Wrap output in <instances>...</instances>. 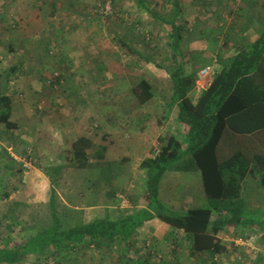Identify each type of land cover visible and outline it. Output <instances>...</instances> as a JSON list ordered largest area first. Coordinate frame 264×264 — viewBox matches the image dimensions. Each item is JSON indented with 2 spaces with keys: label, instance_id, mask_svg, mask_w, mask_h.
Instances as JSON below:
<instances>
[{
  "label": "crops",
  "instance_id": "obj_1",
  "mask_svg": "<svg viewBox=\"0 0 264 264\" xmlns=\"http://www.w3.org/2000/svg\"><path fill=\"white\" fill-rule=\"evenodd\" d=\"M173 2L174 0L170 1V9L167 10L171 15L164 17L168 18L165 33L170 41V50H165L168 59H162L173 63H167L164 71L159 69L156 75L152 74L151 80L149 77H142L152 89L153 97L148 103L140 105L129 88L121 93L114 92L112 97L120 99V102H113L104 113L100 110L101 106L86 107L85 103L82 104L85 109L84 113L78 111L77 129L71 124V119L75 117L69 116L66 119L72 131L66 130V125L61 122L52 128L32 126L29 128L30 137L27 138L23 132H19V127L22 128L20 125L11 131L0 125V201L7 203L18 197L22 199V204L12 210V213L18 220L24 219L23 226L35 230L36 224L41 225L43 220L51 218L58 198L66 228L96 221L122 220L144 208L142 196L146 189V170L141 164L160 149V138L175 136L182 152L187 153L182 125L174 121L178 109L172 102L171 76L178 70H182L186 75H197L199 70L211 68L212 73L201 86V91L194 88L189 93V97L195 102L217 71L226 63L222 61L232 58L264 31V0H192L190 4L181 5L178 12ZM165 5L163 4V7ZM156 15V18H160L163 13ZM175 18L178 19V37L172 36L168 25V22ZM120 40L126 41V45L134 51H141L135 48V44L126 36ZM253 76L255 82L264 88V60L260 62ZM152 80L157 84L156 88L152 85ZM160 87L163 90H159ZM132 115L134 118L131 119ZM110 116L117 118L119 123L126 118L127 124H136L137 116L143 119V123H139L143 128L136 124L139 127L135 130L128 132L123 129L118 137L125 139L123 146L133 149L131 157L115 159L116 150L112 147L111 135L94 134L99 128L97 120H106ZM92 119L95 121L93 126L90 125ZM103 124L105 127L109 126L106 128L109 131L115 127L116 136H119L118 125L112 122L109 124V120ZM54 131L57 134L53 133ZM65 133H75L76 138L86 137L92 141L94 148H100L97 150L99 153L96 154V159L89 160V164L94 163V170L91 169L94 176H87V167H68L62 171V184L58 182L56 187H52L42 168H35L29 172L25 183L19 182V177H15V162L12 156L29 147L35 152L37 160L41 158L42 161L48 153L44 152L42 138L49 140L50 135H58L60 146H67L69 149L76 138L70 140ZM99 139L101 145L98 143ZM238 152L247 160L264 154V131L251 135H235L229 130L224 132L217 147L218 160L222 162ZM189 156H183L176 166L162 175L159 182L158 199L162 205L174 212L185 213L190 209L210 207L201 175ZM182 161L188 165L184 169L178 165ZM259 178L260 171L251 165L248 175L240 182L238 197L228 202V210L236 209L242 212V215L236 218L233 225H225L219 229V235L216 237L222 250L218 253L194 250L193 235L152 218L137 227L129 239L118 238L111 251L106 252L103 248H93V251L92 247L84 249L87 255L81 257L84 261L82 264H92L89 259L90 251L98 254L100 260L96 264H264V191L259 184ZM81 185H87V190L81 189ZM11 206L14 207L13 204ZM219 217L220 214L215 212L212 220ZM221 218L227 220L230 215L223 211ZM249 238H252L251 242H248ZM39 257L42 256L35 258Z\"/></svg>",
  "mask_w": 264,
  "mask_h": 264
},
{
  "label": "rangeland",
  "instance_id": "obj_2",
  "mask_svg": "<svg viewBox=\"0 0 264 264\" xmlns=\"http://www.w3.org/2000/svg\"><path fill=\"white\" fill-rule=\"evenodd\" d=\"M143 1L146 10L139 8L133 0H0V93H5L12 99L11 120L22 126L19 127V132H23L24 136L29 138L30 127L52 128L60 122L66 125V130L72 131L71 125H67L66 119L69 116L75 117L71 119V124L77 129L78 111L84 113L85 109V105L82 104L85 103L86 107L101 106L100 110L104 113L113 102L117 101V104L120 102V99L112 97L114 92L129 90L140 78L145 76L151 80L152 74L156 75L159 69L164 71L165 65L170 62L162 60L168 59L165 50L168 52L170 50L168 47L170 41L165 33L168 18L164 17L171 15L167 11L170 9L171 0ZM163 4L166 5L163 7ZM161 12L163 15L156 18V14L160 16ZM124 36L135 44V48L141 50L136 52L148 61L145 67H139L126 55L119 43L120 38L123 40ZM111 64L119 66L121 73L109 70ZM54 72L62 78L59 82L51 84ZM207 80L208 78L203 79L200 86ZM152 85L156 88L157 84L152 80ZM159 90L163 89L160 87ZM112 116L106 120H109V124L112 122L119 126V136H116L115 127L111 128V131L106 129L109 126H104L103 122L106 120L103 118L96 122L99 125L98 129L95 130L96 126L93 127L94 134L111 135L112 147L116 150L115 159L131 157L133 149L123 146L125 139L118 137L121 136L123 129L131 132L139 126L143 128L139 124L143 123V119L137 116L138 120L135 123L139 124L138 126L132 122L127 124L126 118L119 123L118 119ZM94 124L95 121L92 119L90 125ZM65 134L70 140L76 138L75 133ZM50 136L49 140L48 138L41 140L44 152H48L42 161L41 158L37 160L32 150L34 169L43 168L44 163H47L45 167L50 165L49 168L53 170L54 166L60 164V159H63L62 150L67 149V146L64 148L60 146L58 135ZM98 143L101 145L100 139ZM104 146L107 147L106 144ZM104 146L100 147L105 149ZM99 149L93 147L95 152ZM28 150L31 148L28 147L26 152ZM24 151L25 149L21 153ZM94 155L92 151L89 160H95ZM17 158L20 156L17 155ZM117 164L120 165L119 161ZM14 165L15 177H19L21 167L16 162ZM90 165L93 166L94 163ZM178 165L182 169L188 166L183 161ZM91 166H87L88 177L94 176L91 171L94 167ZM62 171L59 175L60 180L57 179L56 183L59 180L62 184ZM81 189L86 191L87 185L86 187L81 185ZM21 201L19 197L7 203L0 201V238L11 232L9 238L16 244L22 243L26 237L32 235V231L26 232L31 229L20 227L24 219L18 220L12 213V210L22 204ZM58 202L60 198L55 202V214L61 228H66V221L62 218L61 205ZM15 218L18 227L14 223ZM52 222L50 217L46 218L41 225L36 224L35 231L48 228ZM6 225L9 226L8 231L4 228ZM6 246L13 247L8 244ZM83 250L77 247L58 259L47 254L39 258H30L21 264H54L55 261L59 264H82L84 261L81 257L87 255ZM89 259L92 264L100 260L98 254L95 255L91 251Z\"/></svg>",
  "mask_w": 264,
  "mask_h": 264
},
{
  "label": "trees",
  "instance_id": "obj_3",
  "mask_svg": "<svg viewBox=\"0 0 264 264\" xmlns=\"http://www.w3.org/2000/svg\"><path fill=\"white\" fill-rule=\"evenodd\" d=\"M133 1L139 8L146 9L143 0ZM191 2L192 0H174L173 3L178 12L181 5ZM177 24V18L168 22L174 37L177 36ZM119 43L126 55L139 67L147 65L148 61L140 54L125 43L121 41ZM263 60L264 31L254 42L241 49L232 58L222 61L226 63L217 71L211 83L200 93L195 102L191 100L189 93L195 88L196 75H186L182 70L176 71L171 76L172 102L177 105L178 109L174 121L182 125L187 153L182 152L181 145L175 136L160 138L162 146L158 152L141 164V167L146 170V189L142 196L144 208L122 220L96 221L70 228H61L53 210L51 213L52 226L38 232L33 228V230L26 231L27 233L32 231V235L29 238L26 237L22 243L12 242L9 238L11 232L0 238V264H21L30 258L47 254L58 259L77 247L82 249L103 248L106 252L111 251L116 246L118 238L129 239L137 227L152 218L159 219L171 228L193 235L194 250L220 252L222 247L216 237L219 235V229L225 225H233L236 218L242 215V212L236 209L228 210V202L238 197L240 182L248 175L251 165L260 171L259 184L264 191V154L255 155L252 160H247L238 152L222 162L217 157L218 144L227 130L235 135H251L264 131V88L255 82L253 76ZM109 70L121 73L116 64H111ZM61 78L62 76L54 72L51 84L59 82ZM131 91L140 105L148 103L153 97L151 85L143 78L131 86ZM11 113V97L0 93V125L7 131L16 129L20 125L11 120ZM93 147L90 139L78 137L72 141L69 149L62 150L63 159H60V164L54 166L53 170L49 168L50 165L45 167L47 163H44L42 170L51 186L56 187L63 169L68 167L83 169L88 165L91 166L89 164L90 154L93 151L95 158L99 153L95 152ZM30 151V162L34 169L32 150ZM26 154L25 150L23 153L18 152L17 155L21 158ZM185 155H190L192 164L201 175L210 207L195 208L179 213L161 204L158 199V188L162 175L176 166ZM12 160L21 167L19 182L25 183L27 177L23 176L22 163L15 160L13 156ZM50 164L52 165V162ZM57 179L59 180L56 183ZM51 196H53V189ZM223 211L228 212L230 218L223 220L221 218ZM215 212L219 213L220 217L212 220ZM14 223L17 227L19 226L16 220ZM25 226L21 224L20 227L25 229ZM4 228L8 231L9 226L6 225ZM7 244L13 247L8 248ZM54 264L59 263L55 261Z\"/></svg>",
  "mask_w": 264,
  "mask_h": 264
},
{
  "label": "built area",
  "instance_id": "obj_4",
  "mask_svg": "<svg viewBox=\"0 0 264 264\" xmlns=\"http://www.w3.org/2000/svg\"><path fill=\"white\" fill-rule=\"evenodd\" d=\"M105 9H107V8H105ZM101 10H103V9H101ZM106 13H107V12L105 11V14H106ZM211 73H212V70H211L210 67H205V68L199 70V72L197 73V79H196V84H195V89H196L197 91H201L202 88H201V86H200V82H201L203 79H205V78H207L208 76H210ZM157 152H158V151H157ZM30 153H31V151L28 150L26 156H23V157H21V158H17L16 155L13 156V158H14L15 160H18V161H20V162L22 163L23 176H24V177H26V176L29 174V172L33 169L32 166H31V162H30V161H31V154H30ZM251 240H252V238H249V239H248V242H251ZM240 241H242V240H240Z\"/></svg>",
  "mask_w": 264,
  "mask_h": 264
}]
</instances>
